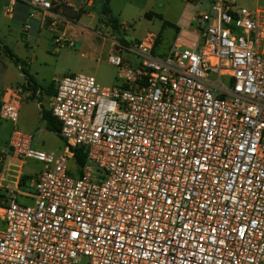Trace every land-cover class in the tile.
Wrapping results in <instances>:
<instances>
[{
	"label": "built area",
	"instance_id": "1",
	"mask_svg": "<svg viewBox=\"0 0 264 264\" xmlns=\"http://www.w3.org/2000/svg\"><path fill=\"white\" fill-rule=\"evenodd\" d=\"M20 1L64 23L76 19L61 9L93 5L11 0L6 12ZM186 1L165 56L152 33L133 46L102 37L120 86L59 81L51 114L66 155L18 128L22 90L1 105L15 127L0 154V264H264V11ZM62 35L55 45L75 46ZM28 161L42 164L34 176Z\"/></svg>",
	"mask_w": 264,
	"mask_h": 264
},
{
	"label": "rangeland",
	"instance_id": "2",
	"mask_svg": "<svg viewBox=\"0 0 264 264\" xmlns=\"http://www.w3.org/2000/svg\"><path fill=\"white\" fill-rule=\"evenodd\" d=\"M52 1V0H51ZM94 7L89 9L94 18L83 15L66 33V40L73 41L74 47L60 48L54 44L56 38L64 39L62 29L47 26L38 29L36 22L5 13L6 0H0V107L6 91L23 89L25 78L20 63L27 62L28 72L42 95L25 100L20 109L18 128L34 134V148L57 155L67 154L66 142L39 116L37 102L49 109V92L57 87L64 77L86 74L96 78L103 86H120V69L108 61L111 44L107 39H117L126 45L138 44L148 33L155 34L158 40L157 53L167 52L176 36L175 25L185 13L186 0H92ZM108 1L110 15L102 19V8ZM240 7L250 11H264V0H236ZM212 0H203L200 11L208 10ZM197 2L194 1L193 5ZM190 10V9H188ZM32 27L25 32V27ZM64 43V42H63ZM34 54V55H33ZM125 60L133 66L141 61L135 55L123 53ZM24 64V63H23ZM15 124L0 117V154L5 152ZM70 165L74 166L73 161ZM42 169V164L28 161L24 172L30 176ZM77 176V173H74ZM25 192L35 193L27 181ZM18 201L32 205L31 200L19 197Z\"/></svg>",
	"mask_w": 264,
	"mask_h": 264
},
{
	"label": "crops",
	"instance_id": "3",
	"mask_svg": "<svg viewBox=\"0 0 264 264\" xmlns=\"http://www.w3.org/2000/svg\"><path fill=\"white\" fill-rule=\"evenodd\" d=\"M10 2H11V0H6L5 13L8 14L11 18H15L16 16H21L23 18H27L28 20L30 19L33 22H36L38 29L45 28V27L48 26L50 28V30L53 31V32H58V31H55L54 28L51 26V24L54 21L58 22V27H60L62 29V32H64L66 34L68 32V29L70 27L72 28L74 23L79 22L81 20V18L83 17V15H86V14H76L75 10L71 9V8H67V7L63 8V9H61V13L62 14H64L70 20L73 19V18L76 19V21H73V22L69 21L68 23H64L60 19L55 20L52 17H44L41 12L34 10L33 8H31L30 6H28L27 4H25V3L21 2V1L18 2V4L15 7L13 13L9 14V13L6 12V9L10 5ZM91 2L93 3V5H92V7L90 9H92L95 6L94 2L92 0H91ZM79 4L80 3H77L76 6H79ZM87 16H90V17L94 18L93 15L90 14V13L87 14ZM184 16L185 15L183 14L182 17H180L179 22L174 26L176 34L179 31L180 26L186 23V21L184 20ZM31 29H32V27L30 29H26V27H25V32H27V31H29ZM158 40H159V38H158ZM157 47H158V45L156 46L155 53L158 56H165L168 53V51H169L168 50L167 52L158 54L157 53ZM111 49H112V47H110V51H111ZM23 63H20V68H21V70L23 72V76L25 78V85H24L23 89H20V90H22V94L20 96V106L21 107L24 104L25 100H28L30 98H36V97L41 96L43 94L41 89L38 88L37 84L31 78V76L27 74V72H28V64L29 63H27V62H23ZM55 93H56V88L53 90L52 93L49 92V96L48 97H49L50 105H49L48 111L44 108L42 102H40V101L37 102L36 107L39 110V116H40V118L43 121H45L43 119V112L46 111V112H50L51 113V105H52V100H53V97H54ZM13 100H14L13 91L12 90L10 91L8 89L6 91V94L2 97L1 104L4 103V102H9V101H13ZM14 189L15 188H14L13 185H9V190L13 191Z\"/></svg>",
	"mask_w": 264,
	"mask_h": 264
},
{
	"label": "trees",
	"instance_id": "4",
	"mask_svg": "<svg viewBox=\"0 0 264 264\" xmlns=\"http://www.w3.org/2000/svg\"><path fill=\"white\" fill-rule=\"evenodd\" d=\"M110 15V8L108 6V1H106L105 5L102 8V19L101 21L104 22L105 18ZM158 45V42H157ZM43 119L47 122L48 127L54 131L56 134L59 133L60 130V123L52 116L50 112H43ZM85 155L81 150H78L76 152V162L78 165L82 166L85 163ZM26 178L24 177L22 179L21 187H23V184L25 183Z\"/></svg>",
	"mask_w": 264,
	"mask_h": 264
}]
</instances>
